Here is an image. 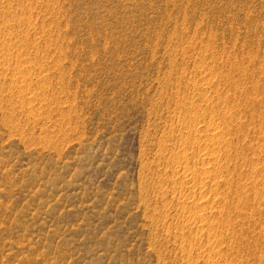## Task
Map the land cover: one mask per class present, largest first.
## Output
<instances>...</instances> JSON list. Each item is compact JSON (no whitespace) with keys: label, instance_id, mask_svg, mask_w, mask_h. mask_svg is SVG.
Masks as SVG:
<instances>
[{"label":"rangeland","instance_id":"374dc122","mask_svg":"<svg viewBox=\"0 0 264 264\" xmlns=\"http://www.w3.org/2000/svg\"><path fill=\"white\" fill-rule=\"evenodd\" d=\"M0 3V59L11 51L22 71L0 67V264H187L178 243L195 237H180L171 173L178 117L190 99L204 109L193 88L216 98L218 84L252 144L264 136V0ZM253 194L229 257L240 264H264V198Z\"/></svg>","mask_w":264,"mask_h":264},{"label":"bare ground","instance_id":"6f19581e","mask_svg":"<svg viewBox=\"0 0 264 264\" xmlns=\"http://www.w3.org/2000/svg\"><path fill=\"white\" fill-rule=\"evenodd\" d=\"M2 24H5V23H2ZM8 48L9 47H7L6 49ZM6 51L7 50H4V53L1 55L3 60L0 59L2 60L0 61V67L3 68V71H5L6 73L11 72L12 73L11 76L14 75L15 77L16 74L22 73V71L19 65L11 66V62H10L12 60L11 51H8V52ZM17 54L15 53V55ZM14 57L16 58L18 56H14ZM10 66L13 68H10ZM210 81H211V85H213L211 79L208 82ZM215 83L217 84L218 82H215ZM216 86L218 87V84ZM193 87H194V84H193ZM202 87L203 86L200 85L198 87L193 88L194 91L196 92V96H199V98H201L202 100L201 102H203L204 106L207 109L217 114L218 121H216L215 117L212 116V114L211 116H207L208 114L206 112L209 113V110L205 112L204 110L206 109L205 107L204 109L202 108L198 109L196 107L193 108L192 107L193 103L191 102V99L184 101L185 103L190 101V103H188L189 107L187 105H185L184 107L185 109H186V106L188 107L186 109L187 114H182V112L179 111L181 113V116L179 115L180 118L178 117V120L180 119V121H182L183 126L181 125L182 127L178 129V134L174 138L176 143L178 142L180 146H177L176 148H173L172 150V153L176 154V157L174 159L175 165L173 166L172 172L171 170L170 172L173 175L172 177L176 179V180L174 179L173 183L175 182L178 184V185H174V186H177V189L176 190L174 189L175 192L179 193V197L176 200H174L175 205L178 208V210L181 212V215H182L181 217H183V222H185L184 225L182 224V227L180 225V229H178L180 234H182L180 235V237L181 238L184 237L185 232H187L189 235L191 236L193 235L195 237V240H194L195 242L193 243L189 242V244H187V241L183 239L179 241L178 248L180 247V249H182L181 251L186 250L188 248V251L186 254V257H188L186 261L187 264H194L195 261L193 262L191 258L193 257L191 255L192 254L194 255V252H197L196 256L198 255V258L199 257L202 258L203 264H240L242 262L238 255L239 253L238 254L235 253V256L232 255V257L233 256L234 257L233 258L231 257V259H229L231 255L230 252L232 251L239 252V249H241L240 248L242 246L241 244H243L241 241L242 240L241 235L245 232V229L243 226H245L244 224H246V222L244 223V221L249 220V218L251 217V215L248 216L246 212L247 211L252 212V210L255 209L254 208L255 202H253L252 200L253 198L250 197V193H254L255 197L257 198L261 196L264 191V190L261 191L262 187H260L262 186L263 183L261 184L258 181L259 178H260L259 180L261 181V177L264 176V162L260 163V165L261 164L262 165L258 167L257 161L258 160L261 161V159L257 160L255 159L256 157L253 158L252 156L251 158L250 157L246 158V157L250 156L247 153L254 154L256 151L263 153V156H264V136L261 138L259 137L258 140L255 141L253 145L252 141L249 139L247 135L248 132L246 133V128H247V127L245 128L246 125L244 126L243 125L244 123L240 122L239 117H237L236 112H233L235 107L230 105V103L228 102V98L225 97L224 95H220L219 92H216L217 87L215 88L216 98L211 96V94L207 93L208 91L206 89L208 87L207 88H202ZM256 89H257V86H256ZM253 91H254V88H253ZM246 95H249V92H247ZM193 96L191 95V97ZM246 102H247L246 105L250 107L251 110L257 111L255 109L256 108L255 103L252 102V100H248ZM258 109H260L261 111L262 109L264 110L263 105L261 106V108H258ZM238 116H240V114ZM253 127H256V126H253ZM239 162H241V165ZM256 179L258 182H256ZM262 180L264 179L262 178ZM215 192L219 194L218 198L220 197L219 200H217L218 205L217 204L216 205L218 206V210L216 212L213 211L211 207L208 208L209 204L211 203L214 204L213 201L217 197L216 195L215 196L213 195ZM261 197L263 199L264 195ZM174 198H176V196ZM169 205L170 204H168L167 206ZM256 209L258 210V208ZM216 227H221V229L226 228V229H222V232L220 234L221 238L216 237L214 234ZM238 227L240 228L238 229ZM236 228L238 231L235 230ZM230 229H231V232L229 233ZM218 232L220 233V231ZM177 236H178L177 240H179L180 237L179 235ZM227 238L228 240L230 238L229 242L231 244L230 245L228 244L229 246L226 244L227 251L226 252L224 251L225 252L224 253L223 251H221V248L219 246L222 247V244H224L225 242L224 239H226L227 241ZM197 241L198 243H200V246L197 244ZM216 256L219 259L218 261L214 260ZM261 261L262 260H260L259 262Z\"/></svg>","mask_w":264,"mask_h":264}]
</instances>
